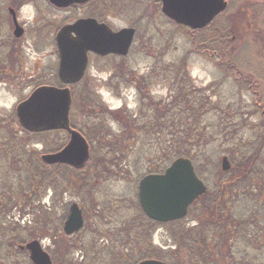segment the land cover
Returning a JSON list of instances; mask_svg holds the SVG:
<instances>
[{
    "label": "rangeland",
    "instance_id": "1",
    "mask_svg": "<svg viewBox=\"0 0 264 264\" xmlns=\"http://www.w3.org/2000/svg\"><path fill=\"white\" fill-rule=\"evenodd\" d=\"M26 1L31 2L19 9L13 6L16 10L18 9L19 22L24 24L30 21L35 13L34 7H36L41 18L39 25H47L49 28L47 35L38 41L42 43L36 45L35 48L28 46L26 42L30 43L29 39L17 44H13V41L7 42L10 46L5 47L3 55L8 58L9 68L16 72L19 69L17 62L19 54L26 57L24 66L29 71L32 65L38 63V70L32 73L34 77L23 78L29 86L37 82L36 77L40 78L38 81L53 82L56 80L57 64V58L52 54L56 30L67 17L72 14L81 15L83 10L79 12L78 9H58L48 0ZM231 1L229 12L220 15L213 27L206 33V35H211L215 34V30H220L217 33L225 31L224 34H228L230 41L227 52L223 50L222 45L214 43L205 53L194 51L190 32L183 26L168 20L160 11V3L157 0H93L89 5L82 7L85 10L84 14L90 13L88 15L97 16L98 19L108 22L113 29L136 25L137 31L127 56L123 58L113 56L107 59H93L92 57L85 79L73 86L72 96L75 95L76 102L71 115L72 124L81 128L85 133L88 132L89 129L81 123V120L88 119V117L96 118L99 116L95 112L96 106L102 109L105 104L108 109H111L107 112V123L109 124L106 126L112 130H118L111 111L117 112L120 107L125 106L129 111L136 110L141 106L140 98L145 97L146 94L154 100L168 101L172 96L168 84L160 80L145 85L143 75L150 73L153 67H156L159 72L165 71V66L169 65L182 70L190 77L195 87L202 91L212 105L215 103L214 96L217 95L219 98V95L216 88H211L210 85H219L224 103L227 105L234 103V106L238 108V117L241 116L247 138L250 137L253 128V132H257L258 129L264 130L261 126L264 125V3H259L260 0H257L258 2L256 0ZM4 2L5 0H0V31L5 34V39H9L13 25ZM109 5L111 8H108ZM109 9L112 13L107 14ZM236 21H239L238 25ZM224 23H227L229 27ZM44 39H46L47 46L44 44ZM12 48L15 49L14 52ZM228 61H237L239 66H236L244 73L245 78L237 76L234 71L227 70L224 65ZM231 74H236V76ZM16 75H7L6 78L16 80L18 78ZM244 79H251L252 86H248V82ZM19 83L21 81L18 78L14 84ZM29 86L26 87L22 83L20 88L11 87L12 90L6 86L3 89L2 86L0 87V137L5 138L8 146L16 147L13 161L17 163V166L13 167L7 164L12 157L8 156L3 145H0V188L1 197H5L0 207V262L1 258L6 259L11 253L16 252L17 243L29 241L37 235L40 237H35V239L41 240L44 249L51 255L53 264L55 262L57 264H129L138 260L140 255L133 257L129 263L123 259L129 255L130 249H136L142 236L141 233H144L143 236L150 239L148 242L150 246H155L168 255L162 257L168 263L218 264L217 260L210 262L206 259L201 254L203 249L199 247L192 253L187 250V248H192L191 244H187L189 239L196 236L199 231L200 224L195 218L200 216L203 204L194 206L180 224L156 225L152 230L151 225L147 226L135 217V211L130 205L137 197L138 179L147 173L145 165L140 166L134 162L139 158L138 145L140 143L135 145L136 153L135 148L130 154L127 153L128 160L131 158L126 166L122 167V170H131L133 173L130 171L123 176H113L111 175L113 172L108 173L111 169H105L107 165L104 167L97 165L99 170H105L104 173L99 174L98 170L93 180L86 181L85 178L93 172L94 167L91 168L92 166H84L82 170H76L73 167L71 169L61 164L53 168L45 167L44 170H49V176L53 182L38 192L39 196L35 198L34 203H31L33 211L27 208L23 213L19 212L16 207L24 209L29 204L16 205V197L19 192L23 194L27 190L24 185L30 192L27 182L30 178L28 171V168H31L30 164L33 165L38 161L42 154L57 150L67 140L66 134L62 131L33 134L20 126L14 115V109L18 102L28 95ZM81 97L93 98L95 101L85 103L88 106L85 105L83 109H80ZM210 113L213 114V112ZM97 127L95 125L93 129ZM92 146L98 156L108 155L107 152H101V144L93 142ZM222 149L218 148L216 150L218 152H214L215 164H201L200 171L204 176L202 179L208 187L216 183L218 179L224 180L225 183V179L235 173L230 155L223 153ZM104 151L108 150L104 149ZM25 153L29 155L28 165H25V160H27ZM223 156L228 157L231 165L224 176L219 174L222 172L221 159ZM78 172H83L84 176V180H80L77 186L81 187L80 189L74 184H66V181L70 180L69 175L79 174ZM13 194L14 199L10 200L9 197ZM244 195V192L242 194L239 192L231 199L233 201L231 214L234 216L254 212L256 215L261 213L264 215V197L257 207L253 202L254 199ZM52 200L56 202L53 203ZM71 201H76L81 205L86 221L80 233L65 236L62 232V217L66 214L67 206ZM97 205L110 208L108 211H111V215L103 212L102 208H100L101 214L93 213L92 208H97ZM22 217L25 219L20 220ZM250 217L243 216L242 220L250 219ZM17 224L20 225L18 228H16ZM220 224L223 223L219 220L217 225ZM103 225L107 226L109 239L101 245L105 241L100 239V233L104 231ZM8 227L11 228L8 229ZM121 231L122 234H120ZM240 233L231 231L230 237H224L228 238L225 247L243 248L244 246H241L243 234ZM263 233L264 231L258 228L252 230V235L255 236L263 237L261 236ZM246 248L255 251L252 247ZM261 248H264V245ZM23 252L19 256L28 259V253ZM171 256L179 257L180 262L175 261ZM8 264H15V262H8Z\"/></svg>",
    "mask_w": 264,
    "mask_h": 264
},
{
    "label": "trees",
    "instance_id": "2",
    "mask_svg": "<svg viewBox=\"0 0 264 264\" xmlns=\"http://www.w3.org/2000/svg\"><path fill=\"white\" fill-rule=\"evenodd\" d=\"M231 5L232 1L228 0V8L222 15L229 12ZM217 18L202 29L191 31L189 28L184 27L190 32V37L193 39L194 51L208 52L211 45L213 46L214 43H217L222 45L223 50L227 52L230 41L228 34H224L225 31L217 33L220 30H215V34L206 35ZM224 24L229 27L227 23ZM236 65H238L237 61H228L224 66L227 70L234 71L237 76H244V73L238 67L239 65ZM164 69L165 71L159 72L156 67H153L150 73L143 75V82L145 85L160 80L166 82L170 93H172L168 101L154 100L153 97L146 94L145 97L140 98L141 106L136 110L129 111L123 107L118 109L117 112L111 111L118 130H112V128L106 126L109 124L107 123L108 108L101 109L100 112L102 114L94 119L88 117L89 120L87 118L81 120V123L89 129L86 133L72 124L73 127L84 134L90 144V157L85 166L94 168L93 172L90 173L91 175H88L85 180H93L95 172L99 170L96 167L97 165L101 167L107 165L105 169H111V171L108 170V173L113 172L111 174L113 176H123L129 173L131 170L124 171L122 167L126 166V163L131 158L128 160L127 153L133 152L135 145L139 143V160L137 159L134 162L140 164V166L145 165L147 173L162 172L173 159L184 156L192 160L197 174L204 178L200 167H202L203 163L215 164L213 159L214 152H218L216 151L218 148H223V153L230 155V161L235 173L226 178L225 183L224 180L220 179L215 181L216 183L209 186L208 191L191 205L189 213L194 206L203 204L200 216L195 218L198 220L200 228L197 231V235L191 237L187 243L191 244L192 248L188 249L186 244H183L190 253L197 247L203 249L201 254L210 262L219 261L218 264H264V250H261L264 249L261 248L264 245V233L261 235L263 237L252 235V230L257 228L264 231V215L262 213L256 215L254 212L241 213L234 216L231 214L233 202L231 199L239 192L240 194L244 192L245 197L254 199L253 202L256 203L257 207L262 203L261 199L264 197V130L258 129L257 132H253V128L251 129L250 137L247 138L244 132V123L241 120V116L238 117V108L234 106V103H228L230 105L224 103L221 98L223 94L219 91V85H210L212 86L211 88H216V92L219 95V98L217 95L214 96L215 103L212 105L211 101L205 97L199 88L195 87L192 79L183 73L182 70L169 65H166ZM236 74L231 75L235 77ZM242 78H245V76ZM244 80L248 82V86H252L251 79ZM260 98L263 100L262 97ZM91 100L95 101L93 98L81 97L80 109H83L86 105L85 103L88 104ZM75 102L74 95L72 109L75 107ZM210 112H213V114ZM95 125L98 127L93 129ZM261 126L264 129V125ZM93 142L101 144V152H107L108 155L98 156L95 153L94 146H92ZM0 145H3L8 156L12 157V160L7 162V164L10 167L17 166V163L13 161L16 147L8 146L4 137H0ZM104 149L108 151H104ZM136 152L137 149L135 148ZM120 155L123 156L120 157ZM24 156L27 158L25 165H28L29 155L27 156L25 153ZM56 166L58 165L48 166L40 158L33 165L30 164L31 168H28L30 178L27 179L30 192L27 186L24 185L27 190L23 194L19 192L16 197V205L34 203L35 198L39 196L37 195L38 192L53 182V179L49 176V170H44V168ZM63 166L72 169L70 166ZM104 171L99 170V174H103ZM228 171L220 172L219 174L224 176V173ZM45 176L47 177L46 179ZM69 178L70 180L69 182L66 181V184H74L77 187L80 184V180H84L83 172L79 174L73 173L69 175ZM23 182L25 181L23 180ZM66 186L68 187V185ZM77 188L80 189L81 187ZM31 192L32 195L30 196ZM1 194L0 188V207L5 201V197H1ZM9 199L13 200L14 194L10 195ZM135 216L137 220H140V216ZM243 216L251 217L250 219L242 220ZM219 220L223 224L218 226ZM183 221H173L172 223L180 224ZM19 226H16V228ZM10 228L8 227V229ZM36 230L40 229L36 228ZM231 231H239L240 234H243L241 246L243 245L245 248L234 249L225 247L228 238L224 237H230L231 234L229 233ZM120 234H122V231ZM35 237L40 236L35 235ZM181 240L183 241V238ZM148 242H150V239L142 235L136 249H130L129 255L123 260L129 263L133 260V257H138V255H140V259L138 258L135 262H131L132 264L146 258L163 260L164 252L155 246H150ZM246 247H252L255 251ZM22 253L24 252L17 248L16 252L11 253L6 259L1 258L0 264H8V262L13 261L15 264H31L27 258L19 256ZM173 258L175 261L180 262L179 257ZM169 263L174 264L173 262Z\"/></svg>",
    "mask_w": 264,
    "mask_h": 264
},
{
    "label": "water",
    "instance_id": "3",
    "mask_svg": "<svg viewBox=\"0 0 264 264\" xmlns=\"http://www.w3.org/2000/svg\"><path fill=\"white\" fill-rule=\"evenodd\" d=\"M57 6H68L87 0H49ZM161 11L177 24L195 30L208 25L213 18L227 7L226 0H160ZM16 30L20 27L14 17ZM21 29V28H20ZM135 29L123 27L113 31L106 23L93 17L79 18L64 25L56 34L59 51L58 78L62 84L78 82L86 70L87 52L99 55L115 53L126 55ZM18 34V33H17ZM70 90L67 86L42 85L16 106L20 124L32 131L65 129L70 133L67 144L54 153L43 154L47 164L65 163L82 167L89 156L86 139L69 127ZM230 163L226 156L221 159V168L228 170ZM206 191V185L197 176L190 159L178 157L163 173L143 176L138 185V201L146 215L156 221L166 222L180 219L187 213L188 206ZM81 210L76 203L70 206L64 221L63 231L69 235L82 226ZM29 251L33 264H52L49 254L39 240L20 245ZM135 264H168L158 259H144Z\"/></svg>",
    "mask_w": 264,
    "mask_h": 264
},
{
    "label": "flooded vegetation",
    "instance_id": "4",
    "mask_svg": "<svg viewBox=\"0 0 264 264\" xmlns=\"http://www.w3.org/2000/svg\"><path fill=\"white\" fill-rule=\"evenodd\" d=\"M93 0H89V1H87V2H84V3H72V4H70V5H68V6H66V7H57V6H55V5H53V4H51L49 1V3L51 4V5H53L54 7H56V8H58V9H66V10H73V9H78V11L79 12H81V10H83L80 14L81 15H78V16H76V15H74V14H72L71 16H69V17H67L66 18V20H65V22L61 25V26H63L64 24H68V23H72V22H74L75 20H77V19H79V18H85V17H94V18H96V19H98L97 18V16L95 17V16H93V15H88V14H90V13H88L87 15L86 14H84L85 13V10L82 8V7H85V6H87V5H89L90 4V2H92ZM257 1V0H256ZM29 2H31V1H26V0H5V4L7 5V12H8V14H9V16H10V18H11V21H12V25H13V29L10 31L11 32V35H10V38L9 39H5V34L3 33V32H1L0 31V87L3 89V88H5L4 86H6L9 90H12V88L11 87H15V86H17L18 88H20L21 87V85H22V83H24L25 85H26V87H28L29 85L26 83V79H23V78H25V77H30V78H33L34 77V75H32V73H34L35 72V70H38V68H39V66H38V63H35V65H30L31 66V70L29 71L28 69H27V67H25L24 66V64H25V60H27L26 59V57L23 55V56H21L20 54H19V57L17 58V62L19 63V69H18V71L16 72V71H14L13 69H11V68H9V66L10 65H7L8 64V58H5L4 57V55H3V51H4V49H5V47L6 46H10V45H8V43L7 42H12L13 41V44L15 43V44H17V43H21V41L22 40H30V43H28V42H26L27 44H28V46H31V47H33V48H35V46L36 45H39L40 43H42V42H38V41H40V40H42L43 39V37L45 36V35H47V32H48V26L47 25H42V24H40L39 25V23H40V21H41V18H40V12L39 11H36V7H34L35 8V13H34V15H33V17H32V19L30 20V21H27L26 23H24V24H21L20 22H19V20H18V17H17V10L22 6H24V5H27V3H29ZM258 2V1H257ZM259 3H264V0H260L259 1ZM11 4H13V5H11ZM13 6H16L18 9L16 10V8H14ZM108 8H111V6L109 5L108 6ZM159 9H160V11H161V6L159 7ZM110 13H112V10L111 9H109L108 11H107V14H110ZM14 17L16 18V22H18V26L21 28H19V29H17L16 30V25H15V21H14ZM168 19V18H167ZM98 20H100V22H106V21H104V20H101L100 18L98 19ZM168 20H170V19H168ZM106 23H108V22H106ZM236 24L238 25L239 24V21H236ZM47 28V29H46ZM60 28V27H59ZM58 28V29H59ZM57 29V30H58ZM56 30V31H57ZM18 33V34H17ZM56 34V33H55ZM44 41V44L47 46V43H46V39H44L43 40ZM15 51V49L14 48H12V52H14ZM52 54L53 55H55L56 56V58H57V64H56V70H55V79L56 80H54L53 82L52 81H50V82H48V81H38L40 78L39 77H36L37 79H35V80H37V82H34L33 84H31L30 86H29V93H31L35 88H37L38 86H41V85H48V84H50V85H55V86H60V83H59V79H58V75H57V68H58V62H59V51H58V48H57V42H56V39H55V36H54V50H53V52H52ZM121 57V56H119V55H114V54H108V55H106V56H100V55H98V54H96V53H94V52H92V51H88L87 52V57H88V66H87V70H88V68H89V65H90V61H91V59H92V57H93V59L94 58H96V59H107V58H110V57ZM127 56V55H126ZM123 57H125V56H122L121 58H123ZM7 69V71H6V69ZM15 68V67H14ZM87 70H86V72H87ZM4 71H6V72H4ZM28 73H29V75H28ZM16 74H18V75H16ZM7 75H9V76H14V75H16L19 79H20V81H21V83H19L18 85H15L14 83H15V81L18 79H16V80H12L11 78H6L7 77ZM22 77V78H21ZM85 77H86V73H85V75H84V77L82 78V80L81 81H83L84 79H85ZM54 78V77H53ZM89 84V83H88ZM74 85H76V84H74ZM74 85H72V86H70V88H71V91L73 92L74 90H73V86ZM22 89H24V88H22ZM28 93V94H29ZM103 105V104H102ZM104 107L102 108V109H105V108H107V106L104 104L103 105ZM100 110H101V107L100 106H96V109H95V112H97L96 114H99V115H101L102 113L100 112ZM15 115V114H14ZM75 126V125H74ZM75 128V127H74ZM62 132H64V131H62ZM65 134H66V136H68V133H66V132H64ZM65 145V143L64 144H62L61 146L63 147ZM61 147V148H62ZM166 168V167H165ZM139 183V182H138ZM52 202L53 203H55L56 201L55 200H52ZM73 202H75V203H77V205H78V207L80 208V210H81V214H82V217H83V224L85 225V214H84V209L81 207V205L78 203V202H76V201H71V203L70 204H68V206H67V209H66V214L62 217V220H63V223H64V221H65V219L67 218V216H68V213H69V208H70V206H71V204L73 203ZM125 202H127V200L125 199ZM94 205V204H93ZM31 206H32V204L31 203H29V204H27L26 206H25V208L24 209H21L20 207H16V209H19V212L21 211L22 213L24 212V210L25 209H30L31 211H33V208H31ZM131 207H132V209L135 211V215H138V216H140L139 218H140V220H141V222L142 223H144L145 225H151V230H152V228L153 227H156V225H158V226H162V225H165V226H167V225H170V226H172V225H175V224H173L172 222H170V223H165V224H162V223H160V222H157V221H154V220H151V219H149L147 216H146V214L144 213V211H143V209H142V207L140 206V204H139V201H138V186H137V197H136V199H133L132 200V203H131V205H130ZM100 208H102V210H104L103 212H108L110 215H111V211H108L109 209L105 206V205H101V206H98L97 205V208L96 207H93L92 208V212L93 213H98V214H101V209ZM24 216V215H23ZM127 216H128V214H127ZM136 217V216H135ZM144 217V218H143ZM25 219V217H22V218H20V220H22V219ZM63 223H62V231H63ZM84 227V226H83ZM83 227L82 228H80V230L78 231V232H76V233H74V234H71V235H67V236H73V235H75V234H77V233H80L81 231H82V229H83ZM103 228H104V231L103 232H101L100 233V239H104L105 241L101 244V245H104L105 244V242H108L107 241V239H109V236L107 235L108 234V232L106 231V229H107V226L106 225H103ZM142 235H144V233H141ZM150 236V235H149ZM151 238V237H150ZM26 242H28V241H22V242H20V243H17L16 244V247L19 249V250H22V251H24L25 250V248H20V244H25ZM100 245V246H101Z\"/></svg>",
    "mask_w": 264,
    "mask_h": 264
}]
</instances>
